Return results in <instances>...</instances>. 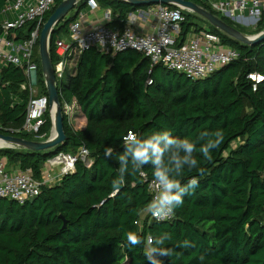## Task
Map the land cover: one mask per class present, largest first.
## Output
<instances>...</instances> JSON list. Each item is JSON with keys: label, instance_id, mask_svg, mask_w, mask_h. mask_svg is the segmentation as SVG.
Instances as JSON below:
<instances>
[{"label": "trees", "instance_id": "obj_1", "mask_svg": "<svg viewBox=\"0 0 264 264\" xmlns=\"http://www.w3.org/2000/svg\"><path fill=\"white\" fill-rule=\"evenodd\" d=\"M8 1L0 0V13ZM63 0L46 14L45 22ZM214 12L245 33L230 17L213 9L208 0H192ZM112 11L106 26L124 29L130 15L155 4H131L126 0H98ZM87 0L57 24L50 37V54L57 61L55 40L69 36L74 11H85ZM175 7V6H171ZM183 34L200 31L196 18L205 21L223 44L234 47L240 58L204 79L165 67L151 66L141 52L128 49L116 54L90 48L80 54L74 74L60 83V102L74 101L87 118L84 129H76L64 115L65 143L48 150L0 148V158L21 170L42 178L46 161L59 152L76 153L82 146L93 162L82 160L74 172L60 182L43 186L41 193L21 204L0 198V264H148L142 247H129L125 233L141 236L170 233L168 247L175 249L163 264H264V40L256 45L238 41L195 13L185 12ZM28 22L19 36L31 33ZM264 30V12L256 33ZM38 92L48 95L39 53ZM260 74L256 82L250 74ZM22 67L10 64L0 69V123L4 128L21 129L30 97ZM41 136L23 130L14 135L29 140H46L53 127L50 111ZM220 129L224 142L206 161L197 152L203 174L185 171L186 182L196 176L199 186L184 196L174 217L157 221L147 212L152 200L144 177L127 176L115 196L111 182L119 168L117 155L123 152V137L130 131L148 135L171 130L174 136L204 142ZM111 147L112 157L105 156ZM152 179V169H144ZM184 240L190 247H178Z\"/></svg>", "mask_w": 264, "mask_h": 264}, {"label": "built area", "instance_id": "obj_2", "mask_svg": "<svg viewBox=\"0 0 264 264\" xmlns=\"http://www.w3.org/2000/svg\"><path fill=\"white\" fill-rule=\"evenodd\" d=\"M208 1L217 12L231 19L240 18V22H258L264 12V0ZM54 5L55 0H12L8 1L0 13V69L10 64L22 67L26 75L23 88L29 89L30 92L22 128H4L0 123V133L14 135L15 132L23 130L41 136L40 131L46 122L45 113L49 110V98L48 95H40L38 92L39 66L35 59V46L40 38L45 16ZM87 5L89 11H80L70 23L69 36H58L55 40L57 61L53 66L59 88L66 70L76 65L82 52L94 47L107 54L134 49L148 57L152 67L161 63L192 79H204L240 58V52L236 48L223 44L221 37L210 30L191 31L184 35L183 23L187 10L181 7L157 4L154 9L158 19L157 26L150 32L141 33L132 26L136 19L134 14L130 15L127 26L122 30L106 25L86 27L90 11L100 8L98 0H87ZM11 12L13 16L10 15ZM112 17L110 9L105 11L107 21H111ZM28 22L35 23L34 29L29 34L19 36V31ZM249 76L256 82L263 79L257 73ZM62 110L69 122H72L75 113L81 108L74 101L65 102ZM79 160L88 166L92 164L93 160L87 147L82 146L76 153L59 152L46 161L42 178L37 179L31 170H21L14 164H8L6 159L0 158V198L23 204L38 196L43 186L54 185L60 182L64 175L74 172ZM143 177L148 182V189L153 198L156 192L153 178H147L146 173ZM147 214L146 212L144 217ZM173 217L174 215L169 219ZM150 219L153 218L150 216Z\"/></svg>", "mask_w": 264, "mask_h": 264}, {"label": "clouds", "instance_id": "obj_3", "mask_svg": "<svg viewBox=\"0 0 264 264\" xmlns=\"http://www.w3.org/2000/svg\"><path fill=\"white\" fill-rule=\"evenodd\" d=\"M196 140L174 136L171 130H158L148 135L130 132L123 137V152L116 159L119 164L117 177L111 182L112 195L118 194L126 184L127 176H144V169L150 166L156 192L148 203L146 211L155 220L171 218L175 210L184 203V196L189 195L199 186L196 176L182 181L179 177L185 172L197 170L203 174L197 152L206 161H211L213 152L219 150L224 142V133L217 129L211 138L204 142L202 133ZM113 149L107 147L105 156L111 158ZM129 247H142L148 264H163L164 258L171 257L175 249L167 244L172 240L170 233L141 236L134 231L125 233ZM178 247H190V241L184 240Z\"/></svg>", "mask_w": 264, "mask_h": 264}, {"label": "water", "instance_id": "obj_4", "mask_svg": "<svg viewBox=\"0 0 264 264\" xmlns=\"http://www.w3.org/2000/svg\"><path fill=\"white\" fill-rule=\"evenodd\" d=\"M80 0H63L48 20L44 23L40 38H39V53L41 57V65L47 86L49 98V111L53 122L52 135L42 141L29 140L16 135L0 133V138L12 143L15 147H23L32 150H48L59 144L65 143L67 135L64 127V114L60 102V90L56 84V76L54 72L53 61L50 54V37L55 31L58 23L65 18L76 8ZM131 4H165L169 6L181 7L188 12L196 13L209 21L213 26L217 27L230 37L249 45H256L264 40V30L254 35H247L227 23L223 18L217 16L214 12L197 4L192 0H126ZM79 9L74 11V17H77ZM238 22L241 21L237 18ZM56 108V114H53V108ZM6 147V148H15ZM67 175V174H66Z\"/></svg>", "mask_w": 264, "mask_h": 264}, {"label": "crops", "instance_id": "obj_5", "mask_svg": "<svg viewBox=\"0 0 264 264\" xmlns=\"http://www.w3.org/2000/svg\"><path fill=\"white\" fill-rule=\"evenodd\" d=\"M155 7L156 6H153L147 10H138L137 12L133 13L134 15H136V19L132 26L136 31L146 33L152 31L157 26L158 19L157 16L154 14ZM107 10L108 9H106L105 7L100 6L99 9L93 12L90 11V18L85 23L86 27L94 25H106L108 21L105 19V11ZM85 11H89V7H87ZM77 113L78 115L75 116L73 119H76L77 123H80L79 126L75 127L73 121L71 123L76 129H84L87 125V118L81 110H78Z\"/></svg>", "mask_w": 264, "mask_h": 264}, {"label": "rangeland", "instance_id": "obj_6", "mask_svg": "<svg viewBox=\"0 0 264 264\" xmlns=\"http://www.w3.org/2000/svg\"><path fill=\"white\" fill-rule=\"evenodd\" d=\"M210 1H216V0H210ZM10 15L13 16L14 14L11 12ZM198 16H200V15H198ZM195 20L197 22V25L193 26V29H194V27H198V28L204 27V29L210 30V27L208 26V24L205 21H203V20H201L199 18H196ZM232 20L235 23L239 24L243 29H245V31H244L245 33L244 34H247V35H254V34H256L255 31L257 30V25H258L259 21L258 22H253V21H248V22H243L242 21V22H238V20H236V19H232ZM74 68H75V66H73L71 68H68L66 70L65 75H64V78H63L64 83H67L68 82V79H69L68 77H69V75H71V74L74 73ZM77 115H78V113L76 112L75 113V116H77ZM72 121L74 122V126L75 127H78L79 126L80 123H77V120L76 119L75 120L72 119ZM52 133H53V128L51 129L50 136L52 135ZM15 148L22 149L23 147H15Z\"/></svg>", "mask_w": 264, "mask_h": 264}, {"label": "bare ground", "instance_id": "obj_7", "mask_svg": "<svg viewBox=\"0 0 264 264\" xmlns=\"http://www.w3.org/2000/svg\"><path fill=\"white\" fill-rule=\"evenodd\" d=\"M53 114L54 115L56 114V108L55 107L53 108ZM10 146L15 147V145H13L12 143L7 142V141L0 138V148L10 147Z\"/></svg>", "mask_w": 264, "mask_h": 264}]
</instances>
